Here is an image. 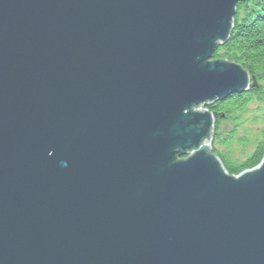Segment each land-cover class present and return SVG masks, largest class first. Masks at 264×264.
Returning <instances> with one entry per match:
<instances>
[{"label": "water", "instance_id": "water-1", "mask_svg": "<svg viewBox=\"0 0 264 264\" xmlns=\"http://www.w3.org/2000/svg\"><path fill=\"white\" fill-rule=\"evenodd\" d=\"M247 1L0 0V264H264V157L211 147Z\"/></svg>", "mask_w": 264, "mask_h": 264}, {"label": "trees", "instance_id": "trees-1", "mask_svg": "<svg viewBox=\"0 0 264 264\" xmlns=\"http://www.w3.org/2000/svg\"><path fill=\"white\" fill-rule=\"evenodd\" d=\"M214 59L235 62L248 71L251 76L261 75L259 80H264V0H249L238 5L230 40L215 53ZM263 97L264 88L258 86V88H252L250 93L242 99H238L239 108H230L226 111L218 109L214 112L217 119V137L221 123V120L218 119L220 114H225L228 117L230 113L244 112L254 100H261ZM261 136L262 141L257 145L255 152L243 163H235L214 149L230 175L238 176L261 163L264 157V129Z\"/></svg>", "mask_w": 264, "mask_h": 264}, {"label": "rangeland", "instance_id": "rangeland-1", "mask_svg": "<svg viewBox=\"0 0 264 264\" xmlns=\"http://www.w3.org/2000/svg\"><path fill=\"white\" fill-rule=\"evenodd\" d=\"M260 76H256L258 86L264 88V80H259ZM263 129L264 97L254 100L244 112L230 113L225 120H221L219 135L212 142V149L235 163H243L262 141Z\"/></svg>", "mask_w": 264, "mask_h": 264}, {"label": "flooded vegetation", "instance_id": "flooded-vegetation-1", "mask_svg": "<svg viewBox=\"0 0 264 264\" xmlns=\"http://www.w3.org/2000/svg\"><path fill=\"white\" fill-rule=\"evenodd\" d=\"M250 92L248 93H245L243 95H239V96H233L229 99H227L226 101L224 102H220V103H217L215 104L212 108H210L209 110L215 115L214 112H216L218 109H222V110H229L230 108H239V104L237 103L238 99H242V97H244L245 95L249 94Z\"/></svg>", "mask_w": 264, "mask_h": 264}, {"label": "bare ground", "instance_id": "bare-ground-1", "mask_svg": "<svg viewBox=\"0 0 264 264\" xmlns=\"http://www.w3.org/2000/svg\"><path fill=\"white\" fill-rule=\"evenodd\" d=\"M254 77H256V76H254ZM257 100H258V99H257ZM222 115H225V114H222ZM225 117H227V116H225ZM225 117H224L223 119H221L220 116H218V119H220V120H225ZM216 120H217V119H216ZM216 125H217V123H216ZM216 130H217V128L215 129V135H214L213 141H215V139L217 138ZM211 147H213V146H212V143H211ZM217 155H218V154H217Z\"/></svg>", "mask_w": 264, "mask_h": 264}]
</instances>
